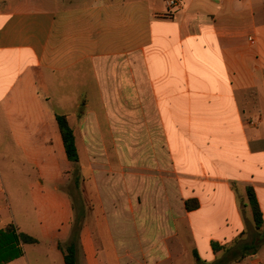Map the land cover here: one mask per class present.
I'll return each mask as SVG.
<instances>
[{"label": "crops", "instance_id": "1", "mask_svg": "<svg viewBox=\"0 0 264 264\" xmlns=\"http://www.w3.org/2000/svg\"><path fill=\"white\" fill-rule=\"evenodd\" d=\"M57 114L69 115L75 129L76 165L67 158ZM137 126L140 138L127 136L126 127ZM165 143L176 182V200L166 194L167 205L178 216L161 239L165 257L154 261L173 258L167 240L179 238V216L187 220L194 254L207 246L213 255V241L244 233L248 186L264 214V0H179L172 11L166 0H0V230L14 224L23 232L12 189L18 206L40 201L64 216L60 222L52 216L50 230L35 208L33 216L26 211L42 225V240L52 233L67 239L74 209L71 195L61 193L62 183L69 189L62 163L78 165L77 191L83 199L90 192L97 204L88 218L76 212L74 219L83 221L87 263L154 264L143 247L131 249V217L116 227L118 243L110 231L111 249L95 214L101 209L107 219L106 200L135 212L132 175L155 176V195L164 192ZM138 154L147 160L133 173L124 159ZM189 199L199 207L188 211ZM162 219L168 228L169 218ZM23 248L8 264H29ZM231 264H264V243Z\"/></svg>", "mask_w": 264, "mask_h": 264}, {"label": "rangeland", "instance_id": "2", "mask_svg": "<svg viewBox=\"0 0 264 264\" xmlns=\"http://www.w3.org/2000/svg\"><path fill=\"white\" fill-rule=\"evenodd\" d=\"M139 114V112H133V114ZM72 124L78 128L77 125L81 122V119L76 117L71 120ZM140 129L134 128V127H126V134L127 136H131V138H140ZM139 136V137H138ZM82 148L84 151L85 157V163H89L90 161V148L87 146V140L85 138H82ZM139 141L138 139H135L133 141L132 145H136L137 148ZM164 152L165 157L163 160L164 165V174H163V191L164 192H158V196L155 194L157 193L156 185L157 180L155 179V176L153 177H137L135 175H132L129 178V183L131 184V199L133 208L135 209V212L132 214L129 213L128 208L126 206H123V204H120L119 206L110 207V203L107 202V211L108 216L107 219L105 218V215L102 214L101 209L98 210V214H95V216H100L102 218V234L103 237L108 244V248L110 247L112 249V245L110 244L109 235L110 231L114 238L116 239V242L118 243L120 240L118 237V230L116 227L123 224V220H126V223H128V219L131 217V232H132V240H131V249L133 252L140 251L143 247L146 251H148V257L149 260L152 261L154 264H175L176 261L179 262V264H207L208 262L211 264H214L219 259H222L227 253V249H232L238 246L239 244L243 242H251L254 238H256L263 230H258L255 227L254 219H253V213L251 210V207L248 203V201L245 202V204L248 207V211L246 212V215L244 218V224L246 226V229L243 234L240 236H237L235 238L229 239L225 242H221L222 249L219 251H214L213 255L209 251L210 249L206 247H200L198 249V257L200 258L199 262L194 254V243L193 239L190 236V232L188 230V223L187 220H184L179 216L180 220L175 226L179 230V238L175 239H169L167 240V243L169 247L171 248L173 258L167 261H164L162 263L155 262V258L163 259L166 255V252H164L163 244L161 243L162 237H165L167 233L172 232V225L173 221L172 218L178 216L176 212H178L177 209H174L172 211L169 206L167 205V197L171 196L172 202H175L176 200V189H174V186H176L174 175H172L169 170H171V159L167 157V144H164ZM147 160L144 156L141 154H138L132 158L126 157L124 159V163L126 166H131L133 168L132 172L134 173L136 171L135 166L142 165L143 161ZM88 161V162H87ZM149 161V160H148ZM69 165H65L62 163V168H67L69 170V189L67 190L65 185L61 184V193L62 194H70L73 199V209H74V216H73V223L71 226L70 234L67 239L59 240L58 238H53L54 233H52V236L50 239L42 240L44 235V229L40 223L37 222L35 217L32 219H27V210L30 211V214L33 216L34 208L39 214L41 221H46V224L48 225V228L52 230V223L51 218L52 216H57L58 222L63 221L64 216L60 213H51L48 212L47 209L42 206L40 201H37L35 204H33V207H22L18 206V194L13 191L12 189H9V196L13 202L14 210H16V221L19 224L20 228L24 233H29L30 235L38 238L39 243L37 244H31L28 246L26 244L27 249V255H28V262L29 264H65L64 257L60 253L61 250L58 249V244L61 243L64 248L67 247L68 243L71 240L72 233L74 230V219L76 212L78 214L82 213L85 215V218H88V214L92 213L93 209L97 204L92 202V196L91 193L86 192L90 195L87 199H83V195L81 191H77V181L76 177L79 174V168L77 166H73L72 168H68ZM128 169V168H127ZM130 170V169H128ZM81 173V172H80ZM90 177H88L86 183L89 180ZM159 179V178H158ZM128 180V179H126ZM160 180V179H159ZM158 180V181H159ZM79 182L81 180L79 179ZM161 183V180H160ZM151 186V187H150ZM159 188V186L157 187ZM161 188V187H160ZM63 189V190H62ZM104 193V192H103ZM122 193V192H120ZM161 193V195H160ZM123 194V193H122ZM239 194V192H238ZM239 196V195H238ZM27 198V197H26ZM78 199V200H77ZM124 199V196H123ZM122 199V200H123ZM127 197L125 198L126 201ZM21 201V200H20ZM19 201V202H20ZM123 203V202H122ZM239 205L241 206V209H245L243 207V200L239 196ZM247 210V209H245ZM244 213V211L242 210ZM162 217H168L169 223L168 228L164 227L162 225ZM77 218V216H76ZM85 221V220H84ZM128 226V224H127ZM166 226V224H165ZM82 227H83V221H82ZM146 232H144V230ZM82 230V229H81ZM143 230V231H142ZM82 233V232H81ZM140 237V238H139ZM101 244H103V241H99ZM110 242V243H109ZM110 244V245H109ZM113 244V243H112ZM59 250V251H58ZM180 251H184L180 253V255H177V253ZM186 252V253H185ZM139 253V252H138ZM79 264H88L87 259L85 257V254L82 250V239L80 238L79 241Z\"/></svg>", "mask_w": 264, "mask_h": 264}, {"label": "trees", "instance_id": "3", "mask_svg": "<svg viewBox=\"0 0 264 264\" xmlns=\"http://www.w3.org/2000/svg\"><path fill=\"white\" fill-rule=\"evenodd\" d=\"M56 119L63 138L67 158L76 165L80 162V155L76 142L75 129L70 123L69 115L57 114ZM246 192L248 203L253 213L255 227L259 231L263 230L264 214L256 191L252 186H248ZM198 207L199 203L196 199H189L186 201V208L188 211L195 210ZM73 226L74 230L67 247L64 248L61 243L58 244L59 250L63 253L65 264H79V241L82 229V220L80 217L76 218ZM37 243H39L38 238L24 232H19L16 225L9 224L6 228L0 230V264H8L22 257L24 254L23 245ZM263 243L264 231L251 242H243L235 248L227 249V254L214 264H231L240 261L248 255L255 254ZM212 247L214 251L222 249V246L216 241L212 242ZM195 256L197 260L201 262L197 252H195Z\"/></svg>", "mask_w": 264, "mask_h": 264}, {"label": "built area", "instance_id": "4", "mask_svg": "<svg viewBox=\"0 0 264 264\" xmlns=\"http://www.w3.org/2000/svg\"><path fill=\"white\" fill-rule=\"evenodd\" d=\"M179 4V0H166V5L169 11H172L174 8H176ZM250 40H253V38H250Z\"/></svg>", "mask_w": 264, "mask_h": 264}]
</instances>
